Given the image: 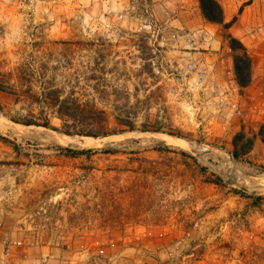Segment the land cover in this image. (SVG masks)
I'll return each instance as SVG.
<instances>
[{"label":"rangeland","instance_id":"1","mask_svg":"<svg viewBox=\"0 0 264 264\" xmlns=\"http://www.w3.org/2000/svg\"><path fill=\"white\" fill-rule=\"evenodd\" d=\"M217 1L0 0V264H264V0Z\"/></svg>","mask_w":264,"mask_h":264},{"label":"trees","instance_id":"2","mask_svg":"<svg viewBox=\"0 0 264 264\" xmlns=\"http://www.w3.org/2000/svg\"><path fill=\"white\" fill-rule=\"evenodd\" d=\"M198 5H199V9L203 15V17L212 24H221L223 22V11L222 8L220 6V4L218 3L217 0H197ZM247 60L246 55L244 56ZM244 60L242 59H235L234 61V69H235V75H236V81L238 83L239 86L244 87L249 83V64H245V62H243ZM53 94L54 96V100L56 102H60V105H58V107L56 108V110L54 111V113L57 115L58 119L61 121L64 120H71V121H77L80 120L81 118H86V119H96L97 117L100 116V118L102 117L101 114H103L102 112H98L97 110L94 109H86V108H80L78 106L75 107H70L68 105H66V101L62 100L60 101L59 98L57 97L58 93L56 91H51L48 92L47 94ZM100 113V115H99ZM98 114V115H97ZM99 118V119H100ZM25 122H35V121H25ZM43 122H48L47 119L44 120ZM43 127H48L47 123L42 124ZM95 129V128H92ZM96 130H91L90 132H86L85 135L87 137H93L96 138L97 136H102L105 135L103 134V132L98 133ZM0 140L4 141L5 138L0 136ZM66 155L68 157H77L80 155H88L90 153H92L94 150H73L70 148H65L64 149ZM96 151V150H95ZM102 153L105 154H111L113 153V151L111 149L108 150H101Z\"/></svg>","mask_w":264,"mask_h":264},{"label":"bare ground","instance_id":"3","mask_svg":"<svg viewBox=\"0 0 264 264\" xmlns=\"http://www.w3.org/2000/svg\"><path fill=\"white\" fill-rule=\"evenodd\" d=\"M65 141L73 143V144H79L80 143V144H86V145H89V144H95L96 145V144L102 143L101 140H95V139L88 138V137H83V138L82 137H73L70 139L66 138Z\"/></svg>","mask_w":264,"mask_h":264}]
</instances>
